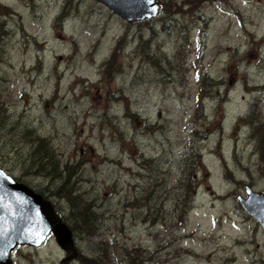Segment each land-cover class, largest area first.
<instances>
[{
	"label": "rangeland",
	"instance_id": "374dc122",
	"mask_svg": "<svg viewBox=\"0 0 264 264\" xmlns=\"http://www.w3.org/2000/svg\"><path fill=\"white\" fill-rule=\"evenodd\" d=\"M156 1L128 22L98 0H0V168L70 228L31 164L45 146L100 216L70 228V259L50 235L12 264H264L237 198L264 193V0Z\"/></svg>",
	"mask_w": 264,
	"mask_h": 264
},
{
	"label": "water",
	"instance_id": "95a60500",
	"mask_svg": "<svg viewBox=\"0 0 264 264\" xmlns=\"http://www.w3.org/2000/svg\"><path fill=\"white\" fill-rule=\"evenodd\" d=\"M126 21L152 19L157 15L156 0H98ZM246 197L238 196L242 208L264 229V193L249 186ZM52 234L65 252L76 255L72 230L42 194L0 168V264H12L11 251L17 246L37 247Z\"/></svg>",
	"mask_w": 264,
	"mask_h": 264
},
{
	"label": "trees",
	"instance_id": "16d2710c",
	"mask_svg": "<svg viewBox=\"0 0 264 264\" xmlns=\"http://www.w3.org/2000/svg\"><path fill=\"white\" fill-rule=\"evenodd\" d=\"M65 19L64 15H61L60 20ZM147 20V19H146ZM146 39H142L140 44L146 43ZM145 54L149 57L153 58V53L149 52V49L145 50ZM110 70V64L108 65V70ZM242 122H246L249 125H253L254 120L253 117L248 116L242 120ZM255 128H253L254 130ZM252 131V130H251ZM264 132L263 128L258 129V132ZM252 135V133H251ZM259 147L256 146V151L259 153L261 160L264 162V144L259 140ZM42 147V146H41ZM43 148V147H42ZM45 150L42 151L36 146V154L32 156L31 164L35 166V172L40 175L50 176L51 179H56L60 181V184L56 186L53 192V195L56 197H64L73 203L72 211L70 212V217L72 219V225L70 228L72 230H81L82 232L95 234L97 232L98 226L95 224L98 219L99 215L96 213L93 208L91 209V203L82 201L80 199V193L76 190L77 188L72 183L70 184V179L72 177L70 168L74 165L64 164L59 165L58 161H54V157H52V150L51 154H48V148L44 146ZM61 167L62 169H60ZM51 168V169H50ZM34 170V169H33ZM50 172V173H49ZM74 182V181H73ZM72 188V189H71ZM40 192V191H38ZM45 190H42L40 193L42 194ZM84 202V203H83ZM99 252H103V250H99Z\"/></svg>",
	"mask_w": 264,
	"mask_h": 264
},
{
	"label": "snow or ice",
	"instance_id": "6c2138e0",
	"mask_svg": "<svg viewBox=\"0 0 264 264\" xmlns=\"http://www.w3.org/2000/svg\"><path fill=\"white\" fill-rule=\"evenodd\" d=\"M151 2V0H149V3Z\"/></svg>",
	"mask_w": 264,
	"mask_h": 264
}]
</instances>
